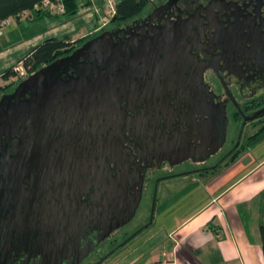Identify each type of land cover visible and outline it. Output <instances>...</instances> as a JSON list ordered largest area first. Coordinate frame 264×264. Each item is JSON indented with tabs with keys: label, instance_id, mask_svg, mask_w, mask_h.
I'll use <instances>...</instances> for the list:
<instances>
[{
	"label": "flooded vegetation",
	"instance_id": "af4514ba",
	"mask_svg": "<svg viewBox=\"0 0 264 264\" xmlns=\"http://www.w3.org/2000/svg\"><path fill=\"white\" fill-rule=\"evenodd\" d=\"M153 1L110 28L114 41L142 46L171 25L177 45L147 44L134 61L124 50L117 105L87 103V122L38 155L0 134V264H99L147 228L160 184L229 164L264 127V113L243 124L264 106V0Z\"/></svg>",
	"mask_w": 264,
	"mask_h": 264
},
{
	"label": "crops",
	"instance_id": "0c3cea01",
	"mask_svg": "<svg viewBox=\"0 0 264 264\" xmlns=\"http://www.w3.org/2000/svg\"><path fill=\"white\" fill-rule=\"evenodd\" d=\"M76 1L78 9L73 15L61 16L53 6L49 11L30 13L25 23L12 24L10 33L0 40L9 49V64L14 65L27 54L36 40L46 34L53 37L59 26L60 32L66 31L60 36L68 34L73 40L96 31L98 23L85 25L81 14H89V4L93 3L101 22L102 2ZM24 12L15 15L17 22ZM2 72L0 80H5ZM262 129L253 137L254 153L247 147L250 141L229 164L205 176L175 178L177 189H166L163 200L156 204L158 217L154 216L145 230L99 264H154L165 256L174 257L177 264H264L260 235V225L264 224V137L259 139ZM177 190L182 193L174 196Z\"/></svg>",
	"mask_w": 264,
	"mask_h": 264
},
{
	"label": "water",
	"instance_id": "95a60500",
	"mask_svg": "<svg viewBox=\"0 0 264 264\" xmlns=\"http://www.w3.org/2000/svg\"><path fill=\"white\" fill-rule=\"evenodd\" d=\"M153 13L150 15L153 16ZM170 26L156 29V35L149 37L150 42L142 46H139L140 43L143 44L142 42L138 45L129 46L133 42L132 38L125 39L126 41H114L112 34H115L117 30H103L71 52L58 56L51 62L38 67L27 77L17 82L10 93L5 92L0 96V134L5 133L6 137L9 138L13 132H19L21 136L15 141L17 147L26 145L31 148L29 152L33 155H38L47 149L48 145L64 141L62 137L56 138L59 131L67 136L87 122L89 118L87 107L90 106L87 103L92 102L97 108L102 107L103 102L117 105L114 101V97L119 98L117 86L124 84L127 73L123 67L127 61L123 60L124 50L128 53L131 61L136 60V52H140V49L145 48V46H154L155 42L157 45L163 44L165 47L171 48V51H165L164 48L165 53H173L172 48L177 45L173 39L179 35ZM87 51V60L84 59L79 66L76 65L79 56L84 55V52ZM88 55L91 59H88ZM162 59L165 62L166 58L163 57ZM129 60L128 63L131 62ZM70 66L76 69V75L67 72ZM64 73H67L66 76H63ZM220 111V117L224 118V125L220 126V131L222 137L225 138L227 116L223 108ZM263 113L264 106L250 116L244 115L243 124ZM28 133H32L34 137H30ZM216 166L214 165V167ZM155 193L156 189L154 199ZM139 199L140 197L136 198L135 204L124 212V219L111 226L109 231L131 218ZM107 222L110 221L107 220ZM63 262L65 261L63 260Z\"/></svg>",
	"mask_w": 264,
	"mask_h": 264
},
{
	"label": "trees",
	"instance_id": "16d2710c",
	"mask_svg": "<svg viewBox=\"0 0 264 264\" xmlns=\"http://www.w3.org/2000/svg\"><path fill=\"white\" fill-rule=\"evenodd\" d=\"M41 1L42 0H0V19H5L7 16H18L21 12L29 10V8L35 6L34 4L40 3ZM51 1L57 2V0ZM62 2L65 4L63 13H68L70 15L75 14L78 9V3L76 0H62ZM150 2L151 0H117L115 14L111 19L121 20L130 18L133 15L140 13ZM43 9L46 11L50 8H41L38 12H41ZM85 39L86 36L73 40L68 34H65L63 37H46L42 42L31 47L27 54L23 55L14 65L5 69L1 75L5 80L14 77L16 75L14 67L20 63V61L23 62L28 73H32V71L43 66V64L51 62L54 58L72 51L76 45L79 44V41ZM256 135L257 133H255L253 137ZM260 235L264 256V224L260 225Z\"/></svg>",
	"mask_w": 264,
	"mask_h": 264
},
{
	"label": "rangeland",
	"instance_id": "374dc122",
	"mask_svg": "<svg viewBox=\"0 0 264 264\" xmlns=\"http://www.w3.org/2000/svg\"><path fill=\"white\" fill-rule=\"evenodd\" d=\"M79 1V0H78ZM83 1V0H82ZM101 2H102V8L100 9V13H101V17L103 18V16L105 15V13H103L105 10H106V7H107V3L106 2H103L102 0H100ZM154 1H156V0H154ZM153 1V2H154ZM83 7V6H85V5H80V7ZM152 6V3H148L144 8H143V10L141 11V12H143V11H145V9H148L149 7H151ZM89 7H90V13L87 15V14H85V13H83V14H81V16L84 18V21H85V25H93V23H98V25H96V28L99 26V25H101V27L99 28V29H96V31H94V32H92V33H89V34H87V36H92V35H94V34H97V33H99V31H102V30H105V29H110V28H113V27H116V26H121V25H124V26H127L128 25V23L130 22V20H131V18H127V19H123V20H121V21H118V20H112V19H110L109 21H106V23H102V21H104V19L101 21V22H99V14H95V8L93 7V3H92V5L91 4H89ZM35 12H37V9L36 8H34V7H32V8H29V10H26L25 12H24V14H22V15H20V20H18V22H17V17H15V16H10V22L9 23H7L6 25H3V26H1L0 27V40H3V38H1V37H5L6 38V33L9 31V27L12 25V24H14V26H16V25H19V23L21 22V23H25L26 22V19L28 18V17H30V16H28V15H30V13H35ZM58 14H60L61 16H63L62 15V12L61 13H58ZM66 14V13H65ZM98 20V21H97ZM20 21V22H19ZM25 25H27V24H25ZM49 27V26H48ZM27 29L28 30H30V27L27 25ZM59 29H60V26H59ZM59 29H57V30H55V34H53L54 36H56V37H61L60 35H62V33H64V32H66V31H62V32H60L59 31ZM65 30H67V29H65ZM68 31H70V29L68 30ZM8 33H10V32H8ZM49 34H46V36H48ZM46 36H44V37H46ZM87 36H86V38H87ZM44 37H42V40H43V38ZM85 37V36H84ZM36 40V39H35ZM42 40H36L37 42H35L34 44H31L30 46H29V48H31V46H33V45H35V44H37V43H40ZM84 40H81V41H79L78 43L80 44V43H82ZM6 45H4L3 43H1L0 42V48H2V49H0V72H2L3 70H5V69H7V68H9V66H11L12 64H9V60H10V55H9V53H8V50L9 49H7L6 47H5ZM25 54V53H24ZM17 62V61H16ZM15 62V63H16ZM14 63V64H15ZM9 64V65H8ZM1 82H0V91H2V90H10V89H12V88H14V84H16L17 82H19L18 80H16L14 77H10L8 80H0ZM253 126H251V127H246L245 128V132H247V131H251V130H253V129H251ZM255 130V129H254ZM263 130V129H262ZM263 133H262V135L259 137V139L260 138H263L264 137V131H262ZM254 140H253V137H252V139H251V142H250V144H248L247 145V147H248V149L249 150H251L250 152L252 153H254L255 152V150H254ZM253 150V151H252ZM169 188H172V189H169V190H172V191H174V190H176L177 189V186H178V182H174L173 183V185H172V183H169ZM165 187V184L163 183V184H160L159 185V187L157 188V190H156V197H155V201H154V209H153V218H154V216H157L158 217V215H159V212H158V214H157V205L156 204H158V202H160L161 200H163V197L165 196V190L167 189V188H164ZM192 191H194V190H189L188 192L189 193H191ZM182 192H184L185 193V189H182ZM181 191H179V190H177V191H175L174 193H176L174 196H178L179 194H181L182 193ZM185 195H187L186 193H185ZM152 198H153V195L151 194V196L149 197V196H146V197H144L143 198V200H142V204H141V206H143V211L146 213V212H148L149 211V208L150 207H152ZM179 199V198H178ZM158 210H159V208H158ZM144 212H143V214H144ZM153 229V228H152Z\"/></svg>",
	"mask_w": 264,
	"mask_h": 264
},
{
	"label": "built area",
	"instance_id": "2783aa9c",
	"mask_svg": "<svg viewBox=\"0 0 264 264\" xmlns=\"http://www.w3.org/2000/svg\"><path fill=\"white\" fill-rule=\"evenodd\" d=\"M103 2L107 3L106 10L103 12L105 15L103 16L104 21L102 23H106V21H109L113 15L115 14V7L117 0H102ZM34 8L37 9V11L41 8H52L53 6L57 8L60 12H64L65 4H63L62 0H57V2H52L51 0H42L40 3L34 4ZM10 22V16H7L5 19H0V27L3 25H6ZM101 25H99L96 29H99ZM16 75L14 78L16 80H21L24 77H27L29 75L26 67L24 66L23 62L20 61L15 67ZM154 264H177V261L174 257L171 256H165L163 259H158L154 261Z\"/></svg>",
	"mask_w": 264,
	"mask_h": 264
}]
</instances>
